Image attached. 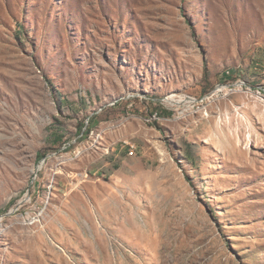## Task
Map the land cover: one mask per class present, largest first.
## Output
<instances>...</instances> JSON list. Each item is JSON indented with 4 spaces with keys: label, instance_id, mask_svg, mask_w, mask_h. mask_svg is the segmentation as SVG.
<instances>
[{
    "label": "rangeland",
    "instance_id": "rangeland-1",
    "mask_svg": "<svg viewBox=\"0 0 264 264\" xmlns=\"http://www.w3.org/2000/svg\"><path fill=\"white\" fill-rule=\"evenodd\" d=\"M0 264H264V0H0Z\"/></svg>",
    "mask_w": 264,
    "mask_h": 264
},
{
    "label": "bare ground",
    "instance_id": "bare-ground-1",
    "mask_svg": "<svg viewBox=\"0 0 264 264\" xmlns=\"http://www.w3.org/2000/svg\"><path fill=\"white\" fill-rule=\"evenodd\" d=\"M175 94H173V95H171V96H169V97H167V99L168 100H171L172 102H175V103H180L181 101H182V99H176L175 97ZM191 98V97H190Z\"/></svg>",
    "mask_w": 264,
    "mask_h": 264
},
{
    "label": "built area",
    "instance_id": "built-area-1",
    "mask_svg": "<svg viewBox=\"0 0 264 264\" xmlns=\"http://www.w3.org/2000/svg\"><path fill=\"white\" fill-rule=\"evenodd\" d=\"M157 116H158L157 114L154 115L155 118H156Z\"/></svg>",
    "mask_w": 264,
    "mask_h": 264
}]
</instances>
